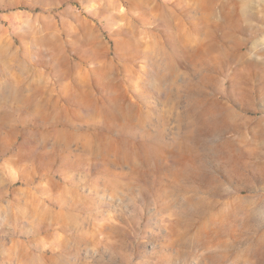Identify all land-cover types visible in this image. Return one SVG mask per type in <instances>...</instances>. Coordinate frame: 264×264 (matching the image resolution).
I'll return each instance as SVG.
<instances>
[{
    "label": "rangeland",
    "instance_id": "obj_1",
    "mask_svg": "<svg viewBox=\"0 0 264 264\" xmlns=\"http://www.w3.org/2000/svg\"><path fill=\"white\" fill-rule=\"evenodd\" d=\"M252 11L0 0V264H264Z\"/></svg>",
    "mask_w": 264,
    "mask_h": 264
},
{
    "label": "bare ground",
    "instance_id": "obj_2",
    "mask_svg": "<svg viewBox=\"0 0 264 264\" xmlns=\"http://www.w3.org/2000/svg\"><path fill=\"white\" fill-rule=\"evenodd\" d=\"M216 1L217 0H212L213 3H215ZM256 1L264 9V0H234V5L236 6L237 10L241 11L242 13H246V15H249L253 13L252 9L254 8Z\"/></svg>",
    "mask_w": 264,
    "mask_h": 264
}]
</instances>
